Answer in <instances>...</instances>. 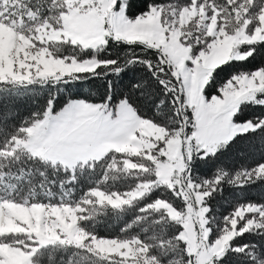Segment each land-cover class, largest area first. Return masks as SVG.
I'll list each match as a JSON object with an SVG mask.
<instances>
[{"label": "snow or ice", "instance_id": "obj_1", "mask_svg": "<svg viewBox=\"0 0 264 264\" xmlns=\"http://www.w3.org/2000/svg\"><path fill=\"white\" fill-rule=\"evenodd\" d=\"M0 27V86L50 88L18 127L0 110V264H264V0H0Z\"/></svg>", "mask_w": 264, "mask_h": 264}, {"label": "trees", "instance_id": "obj_2", "mask_svg": "<svg viewBox=\"0 0 264 264\" xmlns=\"http://www.w3.org/2000/svg\"><path fill=\"white\" fill-rule=\"evenodd\" d=\"M140 3H168L172 2V0H139ZM139 14V13H138ZM115 43V42H113ZM132 51L131 48L127 45H119L117 44L115 49L110 48V53L119 52L121 59L124 58V54L126 52L130 53ZM141 49L139 47L136 48V52H140ZM63 55H71L72 49L70 47L65 46L62 50ZM124 75V74H122ZM152 78V73L147 71L145 67L137 66L134 68H130L127 70V75H124L125 84L131 85L133 83L140 82L141 79L144 81H150ZM65 91V99H67V85L63 86ZM125 94H129L132 92L131 87H125V85H121ZM11 86H0V110L3 111H12L14 116L10 120V124L12 128L18 127L24 121V119H29L31 116L40 111L44 105L46 100L48 99L50 88L49 87H41L39 85L30 86L29 89H21L19 91L15 89H11ZM54 91V89H51ZM146 90L152 93V100L149 102L145 95L141 94V90H136L135 93H132V98L136 101V105L138 109L141 111L143 115H155V105H158L162 99H164V93L161 90V86L158 82L152 83L149 82L146 85ZM95 89H86L85 95L94 94ZM83 98V97H81ZM94 99L96 101L99 100V95L95 94ZM59 110V109H57ZM251 115V113H249ZM256 155L255 153L253 154ZM222 160L230 161L229 167H238L240 163L244 162V156L237 154L235 150L230 151L227 155L221 158ZM232 159V160H231ZM214 170V169H213ZM199 176L201 172H196ZM89 185L81 184L79 186L81 191H86ZM234 190L231 188H226L225 193L218 194L214 197V199L210 202V206L220 215L225 214L232 210V205L230 204L231 196L229 193ZM261 192V187L259 185H251L248 188V197L251 200H256L259 198ZM122 226V222L116 221L113 218H104L101 225H98L100 231L105 234L116 235L118 234L119 228ZM252 243H257L256 240H253Z\"/></svg>", "mask_w": 264, "mask_h": 264}, {"label": "rangeland", "instance_id": "obj_3", "mask_svg": "<svg viewBox=\"0 0 264 264\" xmlns=\"http://www.w3.org/2000/svg\"><path fill=\"white\" fill-rule=\"evenodd\" d=\"M90 23L91 22L88 20L78 19L74 23V28L77 31H83L89 27ZM6 31H7L6 29H4L3 27H0V57H2L4 55L5 49L8 46V41L6 39ZM147 100L150 102L152 100V98L149 99L147 97ZM232 210H230V211H232ZM229 212L222 214L221 216L227 215ZM9 227H11V225H9Z\"/></svg>", "mask_w": 264, "mask_h": 264}]
</instances>
